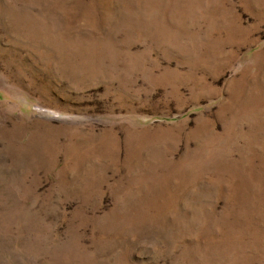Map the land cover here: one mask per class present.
<instances>
[{"label":"rangeland","instance_id":"obj_1","mask_svg":"<svg viewBox=\"0 0 264 264\" xmlns=\"http://www.w3.org/2000/svg\"><path fill=\"white\" fill-rule=\"evenodd\" d=\"M0 264H264V0H0Z\"/></svg>","mask_w":264,"mask_h":264}]
</instances>
